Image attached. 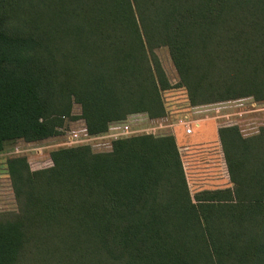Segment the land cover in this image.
<instances>
[{"label": "trees", "instance_id": "obj_1", "mask_svg": "<svg viewBox=\"0 0 264 264\" xmlns=\"http://www.w3.org/2000/svg\"><path fill=\"white\" fill-rule=\"evenodd\" d=\"M160 47L187 107L264 101V0H0V152L60 134L73 103L89 137L165 117ZM217 133L231 185L194 194L172 134L8 157L0 264H264V125Z\"/></svg>", "mask_w": 264, "mask_h": 264}, {"label": "rangeland", "instance_id": "obj_2", "mask_svg": "<svg viewBox=\"0 0 264 264\" xmlns=\"http://www.w3.org/2000/svg\"><path fill=\"white\" fill-rule=\"evenodd\" d=\"M159 61L161 63V66L163 67L165 74L170 81V83L174 86L173 88H170L168 90H164L161 93V97L163 100V104L165 107V110H167V114L163 118L158 119H149L147 118V115H144L142 113H137L138 115L131 114L129 115L124 121L127 122H116L109 125L113 130H116V137H107L104 135H97L95 137H89L85 133V124L83 119L79 118V114L81 113L80 107L78 104L73 103L71 108V114L76 116V119L69 120V118H65L64 124L62 128H60V134L49 137L46 139L33 141V142H26L22 139L13 140L11 142H8L5 146V150L0 152V211H15L17 210V205L14 199L13 191L10 186V181L7 176V167H6V161L7 158L10 156H25L27 159V162L29 163L30 169H37V168H43L46 166H49L51 161L49 159V152L52 149L63 147V146H72V145H78L81 143H88L92 150L94 151H105L111 149V141L115 138H121V137H127L131 135H137V134H144L150 132V130L153 131L154 134H172L171 129L176 124L177 120V114L178 110L184 108L186 110V92L183 87L176 86L178 82V76L175 71V68L172 64L169 51L167 47H160L155 50ZM231 101H235L231 103L233 106L231 107L230 111H244L249 110L252 108H261L264 106V101H256L251 96H242L232 99ZM228 104V103H227ZM236 105V106H234ZM262 114V118H264V111H260ZM180 113V112H179ZM188 113L192 114L191 107L188 108ZM193 117V116H191ZM129 119V120H128ZM246 119V118H245ZM262 124L255 122L256 124L255 131H258L259 126L264 125V119L262 120ZM127 123V124H126ZM231 124H234V122H228ZM225 121L219 120L218 126L226 125L228 124ZM123 124L128 125L129 131L123 132ZM168 125V126H166ZM259 125V126H258ZM156 128V131L155 129ZM179 128H175L176 130V138L179 145H182V142L186 143V141L193 142L195 139H212L215 137V126L212 121L203 122L199 128H197L196 132L193 135H189L186 137L180 136L179 134ZM241 132V131H240ZM247 134H253L252 130H245L244 133ZM181 143V144H180ZM185 145V144H183ZM182 147V146H181ZM185 147V146H183ZM182 148H180L181 150ZM187 150H182L180 152V156L183 159L182 162L185 164V174L189 181V189L192 194L198 191L200 189L198 185V174L194 171L197 168H190L189 167V161L186 162V152ZM220 165H223L222 168L219 169V172H221V176H225V179L227 180V185L229 183V186L231 185L230 182H228V173L226 169V164L224 162V158H221ZM187 164H186V163ZM220 162V161H219ZM218 162V163H219ZM220 167V166H219ZM194 169V170H193Z\"/></svg>", "mask_w": 264, "mask_h": 264}, {"label": "crops", "instance_id": "obj_3", "mask_svg": "<svg viewBox=\"0 0 264 264\" xmlns=\"http://www.w3.org/2000/svg\"><path fill=\"white\" fill-rule=\"evenodd\" d=\"M230 102L231 103L233 102V104L234 103L236 104L235 101L228 100V101H224V102H220L216 104L194 106V107H191L192 114L188 113L189 107H187V104H186L185 105L187 107L186 110L182 108L178 110V114L179 112L184 111L183 114H188L191 120H194L197 123V125H194L193 133L185 134L184 128L177 124H175V126H173L171 129L172 135L174 136L175 141H176V145H179V143L177 142L176 133H175L176 127L179 128L178 130H179L180 136L186 137L189 135L190 136L193 135L196 132L197 128H199L203 122L212 121L214 123V126H215V137L214 138H212L211 140L197 138L193 142H191L190 140L186 141V143L182 142V145L178 147V151L187 150L185 152L186 153L185 160L186 162L189 161V167L191 169L197 168L195 170H199V171H194L195 173H199L197 175L198 185L200 187L198 191L203 190V189H216V188H223V187L229 186V183L227 185V180L225 179V176L224 177L221 176L223 174L219 172V169L223 167V165H220V163H222L221 158L223 157V153H222L221 144H220L218 133H217V129L219 127L218 121L221 120V122L225 121L226 123L234 122V124H237V126L239 127V130L241 131L243 135H251L250 133L249 134H247L246 132L244 133L245 130H252L253 134L257 132L255 131V127H256L254 126L256 124L255 122L260 123V124L263 123L262 120L264 118L261 117L262 114L259 116L258 114L261 113L260 111H263L262 109L264 108V106L261 108L260 107L255 108V109L252 108V109L244 110V111H237L238 109L235 111H230L231 107L233 106V104L231 105ZM236 105H239V104H236ZM228 124H231V123H228ZM103 135L107 137H114L117 135V133H116V130H113L111 127H109V131ZM183 146L187 148L184 149ZM180 148L182 149L180 150ZM179 155H180V152H179ZM180 159L182 162L183 159L181 158V156H180ZM182 166H183V169H185L184 162H182ZM185 170L184 172H186ZM186 180H187V184L189 187V181L187 177H186Z\"/></svg>", "mask_w": 264, "mask_h": 264}, {"label": "built area", "instance_id": "obj_4", "mask_svg": "<svg viewBox=\"0 0 264 264\" xmlns=\"http://www.w3.org/2000/svg\"><path fill=\"white\" fill-rule=\"evenodd\" d=\"M262 110L264 111V108ZM135 115H138V114L135 113ZM123 122H127V121L123 120ZM126 124H123V126H122L123 132L129 131V129H128L129 127ZM176 124L180 125V126H182L184 128V133L185 134L193 133L194 125H197V123L194 120H191V118L189 117L188 114H182L179 118H177ZM153 129H155V131H156V128H153ZM150 131H152V130H150ZM186 148L187 147H184V149H186Z\"/></svg>", "mask_w": 264, "mask_h": 264}]
</instances>
